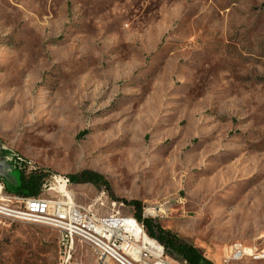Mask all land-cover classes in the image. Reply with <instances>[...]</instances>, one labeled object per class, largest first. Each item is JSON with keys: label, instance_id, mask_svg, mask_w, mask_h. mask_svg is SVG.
Returning a JSON list of instances; mask_svg holds the SVG:
<instances>
[{"label": "rangeland", "instance_id": "374dc122", "mask_svg": "<svg viewBox=\"0 0 264 264\" xmlns=\"http://www.w3.org/2000/svg\"><path fill=\"white\" fill-rule=\"evenodd\" d=\"M0 147L11 188L14 156L92 172L76 204L136 201L211 264H264V0H0ZM0 264H63L56 233L0 225Z\"/></svg>", "mask_w": 264, "mask_h": 264}, {"label": "built area", "instance_id": "2783aa9c", "mask_svg": "<svg viewBox=\"0 0 264 264\" xmlns=\"http://www.w3.org/2000/svg\"><path fill=\"white\" fill-rule=\"evenodd\" d=\"M12 160L15 169L26 174L36 169L22 157L14 156ZM68 184L67 177H49L42 192L52 190L55 196L43 198L10 193L0 181V225L39 220L41 226L56 233L63 264L69 262L76 244L88 246L96 264H178L164 257L162 246L147 236L141 222L132 216H121L119 212L100 215L97 204L104 205L101 197L93 205L76 204L67 190ZM244 250L234 244L229 253L232 259L239 260L245 257Z\"/></svg>", "mask_w": 264, "mask_h": 264}, {"label": "trees", "instance_id": "16d2710c", "mask_svg": "<svg viewBox=\"0 0 264 264\" xmlns=\"http://www.w3.org/2000/svg\"><path fill=\"white\" fill-rule=\"evenodd\" d=\"M17 170V169H16ZM19 176L16 180V186L13 194L23 197H37L41 187L46 183L49 177H45L38 167L30 173H24L17 170ZM68 181L76 184L91 183L94 185H105L103 178L95 173L84 171L80 174L67 177ZM6 189V187H5ZM125 204L135 209V219L141 222L146 228L147 235L162 246L166 253H173L180 260L187 264H211V262L202 256V254L193 246L181 241L172 232L161 228L158 224H153L148 219L141 218V205L136 201H125Z\"/></svg>", "mask_w": 264, "mask_h": 264}, {"label": "water", "instance_id": "95a60500", "mask_svg": "<svg viewBox=\"0 0 264 264\" xmlns=\"http://www.w3.org/2000/svg\"><path fill=\"white\" fill-rule=\"evenodd\" d=\"M4 153H5V151H3L2 149H1V147H0V160H3L4 158H5V156H4ZM12 170H16L15 169V167L13 168V169H11L10 171H12ZM10 171H7V173H6V177H7V174L10 172ZM17 171V170H16ZM3 176L0 174V181H2L3 182V184L5 185V187H6V190L8 191V192H10V193H13V191H14V189H15V186H16V180L14 181V183H15V185H14V188H11V186H10V182H8L7 181V184L5 183V181H3L4 179L2 178ZM8 180V179H7Z\"/></svg>", "mask_w": 264, "mask_h": 264}, {"label": "bare ground", "instance_id": "6f19581e", "mask_svg": "<svg viewBox=\"0 0 264 264\" xmlns=\"http://www.w3.org/2000/svg\"><path fill=\"white\" fill-rule=\"evenodd\" d=\"M152 213V212H151ZM27 224H32V225H38V226H41L39 220H31V221H27ZM60 245V244H59ZM253 252L252 250H249V249H245L244 250V254L243 256H252ZM254 256V255H253ZM236 259V258H235ZM230 260V258H229ZM238 260V258H237ZM149 264H156V263H149Z\"/></svg>", "mask_w": 264, "mask_h": 264}]
</instances>
